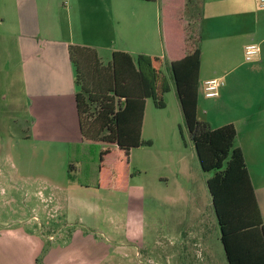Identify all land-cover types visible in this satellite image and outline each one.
<instances>
[{
  "label": "rangeland",
  "instance_id": "374dc122",
  "mask_svg": "<svg viewBox=\"0 0 264 264\" xmlns=\"http://www.w3.org/2000/svg\"><path fill=\"white\" fill-rule=\"evenodd\" d=\"M187 1L166 0L162 10L157 1L159 38L173 20L196 42L199 7L187 13ZM167 66L165 106L147 99L142 139L150 144L129 160L126 190L96 191L87 210L76 213L81 220H72L56 186L59 174L66 178V159L59 167L26 138L31 119L21 107L12 115L0 107V264H227L210 174L200 168Z\"/></svg>",
  "mask_w": 264,
  "mask_h": 264
},
{
  "label": "crops",
  "instance_id": "0c3cea01",
  "mask_svg": "<svg viewBox=\"0 0 264 264\" xmlns=\"http://www.w3.org/2000/svg\"><path fill=\"white\" fill-rule=\"evenodd\" d=\"M157 1L0 0V107L10 115L14 107L27 113L26 138L36 142L39 153L48 151L46 159L61 167L63 156L67 166L68 145L83 140L69 46L90 48L102 66L115 51L167 62L179 57L167 50L164 35L159 38ZM159 1L165 9L166 0ZM238 1L202 0L199 91L203 94L202 84L210 78L223 85L216 96L197 100L196 113L212 128H235V146L242 151L264 224V6L260 0H240L238 7ZM250 43L259 50L247 60L244 48ZM136 149H130L129 160ZM59 178L56 186L66 195L72 220H81L76 213L87 210L100 189L79 185L67 171Z\"/></svg>",
  "mask_w": 264,
  "mask_h": 264
},
{
  "label": "trees",
  "instance_id": "16d2710c",
  "mask_svg": "<svg viewBox=\"0 0 264 264\" xmlns=\"http://www.w3.org/2000/svg\"><path fill=\"white\" fill-rule=\"evenodd\" d=\"M187 2V13L199 7L197 39L190 42L186 30L167 20V50L179 52L167 69L200 168L210 174L206 185L227 264H264V224L242 151L235 146L236 130L231 124L212 128L197 117L202 3ZM69 56L83 140L68 145L67 176L81 186L125 191L130 149L150 144L141 138L145 98L157 108L165 106L164 93L170 88L163 72L165 60L115 51L110 63L102 66L93 50L75 45L69 46Z\"/></svg>",
  "mask_w": 264,
  "mask_h": 264
},
{
  "label": "built area",
  "instance_id": "2783aa9c",
  "mask_svg": "<svg viewBox=\"0 0 264 264\" xmlns=\"http://www.w3.org/2000/svg\"><path fill=\"white\" fill-rule=\"evenodd\" d=\"M64 1V0H63ZM261 6H264V0H260ZM259 50V46L255 43L247 44L244 48L245 59H251ZM223 82L219 78H210L203 82L202 91L204 96L213 97L218 94Z\"/></svg>",
  "mask_w": 264,
  "mask_h": 264
},
{
  "label": "flooded vegetation",
  "instance_id": "af4514ba",
  "mask_svg": "<svg viewBox=\"0 0 264 264\" xmlns=\"http://www.w3.org/2000/svg\"><path fill=\"white\" fill-rule=\"evenodd\" d=\"M188 227V226H187ZM188 231V229L186 230V232ZM185 232V233H186ZM184 232H181V236L183 237L184 236V238H185V234H183ZM185 241H188V238L187 239H185Z\"/></svg>",
  "mask_w": 264,
  "mask_h": 264
}]
</instances>
